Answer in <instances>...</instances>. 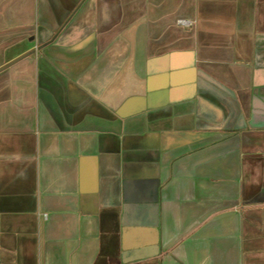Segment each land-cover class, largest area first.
Returning <instances> with one entry per match:
<instances>
[{
  "label": "crops",
  "instance_id": "crops-1",
  "mask_svg": "<svg viewBox=\"0 0 264 264\" xmlns=\"http://www.w3.org/2000/svg\"><path fill=\"white\" fill-rule=\"evenodd\" d=\"M0 264H264V0H0Z\"/></svg>",
  "mask_w": 264,
  "mask_h": 264
},
{
  "label": "built area",
  "instance_id": "built-area-1",
  "mask_svg": "<svg viewBox=\"0 0 264 264\" xmlns=\"http://www.w3.org/2000/svg\"><path fill=\"white\" fill-rule=\"evenodd\" d=\"M185 24H189V22L185 23Z\"/></svg>",
  "mask_w": 264,
  "mask_h": 264
}]
</instances>
